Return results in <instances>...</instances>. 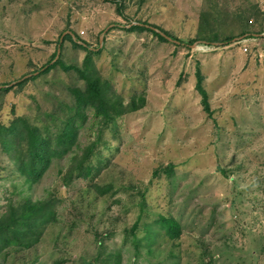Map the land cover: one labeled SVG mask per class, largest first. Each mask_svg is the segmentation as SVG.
Segmentation results:
<instances>
[{"label":"rangeland","instance_id":"rangeland-1","mask_svg":"<svg viewBox=\"0 0 264 264\" xmlns=\"http://www.w3.org/2000/svg\"><path fill=\"white\" fill-rule=\"evenodd\" d=\"M217 3L221 32L240 38L247 30L264 51V0ZM210 5L122 0L121 15L105 0H0V86L38 75L67 31L104 48L97 67L125 103L141 94L147 100L106 130L87 179L70 180L74 152L29 185L0 151V217L26 199L56 202L41 242L2 253L0 264H264V58L234 42L189 43ZM136 23L185 43L124 29ZM84 57L79 51L80 64ZM198 67L212 115L196 89ZM68 78L58 71L22 90L9 87L2 120L14 110L63 127L67 113L48 94L66 97L57 86ZM95 129L81 132L80 149L96 139ZM161 217L180 224L177 239L166 235Z\"/></svg>","mask_w":264,"mask_h":264},{"label":"trees","instance_id":"trees-1","mask_svg":"<svg viewBox=\"0 0 264 264\" xmlns=\"http://www.w3.org/2000/svg\"><path fill=\"white\" fill-rule=\"evenodd\" d=\"M105 1L116 3L122 15L120 9L122 0ZM209 5L210 8L201 14L199 37L189 43L194 44L199 41L209 45L233 43L236 36L228 37L218 27L221 17L217 0H209ZM239 15V19L244 20L243 15ZM236 19L238 20L237 17ZM153 28L170 37L169 32L156 25L136 23L124 29L128 32H150L160 41L169 42ZM66 32L62 33V36ZM244 36L253 38L256 34H251L246 30L239 35L240 38ZM67 43L71 45L70 51L74 53L71 62H68L66 58ZM59 46L61 54L55 61ZM99 48V43L97 48L92 49L91 45L78 35L66 34L62 42L58 40L52 58L37 72L38 75L15 86L22 90L30 81H35L50 73L58 71L65 73L69 77L70 84L57 86V89L66 97L60 99L58 96L48 94L55 101L60 100L59 105L67 113L68 118L61 128L40 122V124L34 123L29 118L18 116L14 110L12 111L13 117L8 122L3 121L4 98L15 87L0 89V151L10 158L12 166L16 168L17 173L25 176V181L29 185L39 183L56 161L63 160L74 152L75 161L69 172L70 180L74 176L89 178L94 170L93 158L101 155L98 146L106 143L104 139L106 130H115L117 121L121 117L139 112L146 106L147 100L144 94L135 95L129 103H125L122 97L116 94L111 82L103 77L97 67L96 57L99 58L104 50V48L101 50ZM79 51L85 53L81 64L78 61ZM196 76V89L202 97L203 108L206 113L212 115L209 95L204 87L205 77L200 67L196 71ZM94 124H96V139L80 149L81 132L88 125ZM168 171L172 172V168L169 167ZM55 220L56 202L54 200L32 202L26 199L20 205H9L7 212L0 217V255L11 249L33 248L41 242L46 229ZM159 222L168 237L175 240L180 236L181 227L174 218L161 217ZM135 230L136 226L132 231Z\"/></svg>","mask_w":264,"mask_h":264},{"label":"built area","instance_id":"built-area-1","mask_svg":"<svg viewBox=\"0 0 264 264\" xmlns=\"http://www.w3.org/2000/svg\"><path fill=\"white\" fill-rule=\"evenodd\" d=\"M257 38H244L241 42L238 44H241L243 46V51L245 53H253V50H255L254 55L257 58H264V51L259 49V43ZM255 47V49H254Z\"/></svg>","mask_w":264,"mask_h":264},{"label":"water","instance_id":"water-1","mask_svg":"<svg viewBox=\"0 0 264 264\" xmlns=\"http://www.w3.org/2000/svg\"><path fill=\"white\" fill-rule=\"evenodd\" d=\"M153 29H154L156 32H158L159 34H161V35H162L164 38H166L168 41H173V42H175V43H177V44H180L179 41H175V40H173L172 38H170L169 36H167V35H166L165 33H163L162 31H160V30H158V29H156V28H153ZM106 32H107V31H105V32L103 33V35L101 36V43L103 42V36L105 35ZM66 34H71V35H73L72 32H66V33L62 36V38H61V40H60L61 42L63 41V38L65 37ZM244 38H245V37L236 38L233 42H234V43H239V42H241ZM195 45H197V44H195ZM60 54H61V48H60V46H59V48H58V54H57V57H56L55 61L59 58ZM35 74H37V73H35ZM30 76H31V75H30ZM30 76H25V77L22 78L19 82H15V83H12V84H10V85H6V86H0V89H2V88L12 87V86H14V85H16V84H18V83H20V82L26 80V79L29 78Z\"/></svg>","mask_w":264,"mask_h":264}]
</instances>
